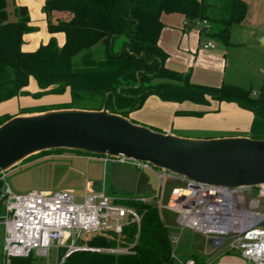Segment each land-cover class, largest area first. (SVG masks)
Returning a JSON list of instances; mask_svg holds the SVG:
<instances>
[{"label": "trees", "instance_id": "trees-1", "mask_svg": "<svg viewBox=\"0 0 264 264\" xmlns=\"http://www.w3.org/2000/svg\"><path fill=\"white\" fill-rule=\"evenodd\" d=\"M246 8L242 0H44L43 11L47 16L54 11L70 15L57 22L48 20V31L63 32L64 43L58 47L51 38L35 51L25 52L21 49L22 37L32 30L27 25L28 18L22 15L16 21H9L6 2L0 0V102L22 94L30 79L38 87L30 94L34 98L69 89L70 102L50 109L99 110L108 95L107 109L127 117L151 96L162 101L200 105L213 100L233 103L250 112L249 137L264 140V70L256 95H252L250 88L224 83L194 84L188 73L164 66L167 56L158 46L162 13H180L190 24L205 21L206 26L199 32L228 46L230 29L244 19ZM118 39L120 48L115 50ZM156 79L166 81L154 82ZM10 117L0 116V124ZM65 151L69 150L43 151L24 161ZM69 152L92 156L81 151ZM133 206L142 213L138 234L130 224L118 237L101 233L84 241L90 247H128L129 253L75 251L61 262L65 255L62 249L59 264H170L169 231L159 210L142 203ZM1 214L2 209L0 217ZM32 259V256L13 257L8 264H32Z\"/></svg>", "mask_w": 264, "mask_h": 264}, {"label": "built area", "instance_id": "built-area-1", "mask_svg": "<svg viewBox=\"0 0 264 264\" xmlns=\"http://www.w3.org/2000/svg\"><path fill=\"white\" fill-rule=\"evenodd\" d=\"M200 28L205 21L198 22ZM204 48H213L211 42ZM256 95V92H252ZM105 165H126L146 174L153 170L148 163L124 158L100 157ZM154 195L119 197L99 191L85 192L79 201L71 192L30 190L14 194L6 187L0 195L3 225V255L5 264L10 258L47 256L51 247L65 250L61 262L75 251L125 254L128 247H90L84 243L95 234L112 233L117 237L128 225L140 231L142 213L133 203L147 204L158 210L175 214L176 232L190 230L207 240L215 241L227 253H237L250 264H264V185L257 188H228L188 181L160 170ZM166 178H179L183 186L170 189L169 200L162 204L159 192ZM170 257H175L173 246L178 237L169 233ZM185 264H195L192 259Z\"/></svg>", "mask_w": 264, "mask_h": 264}, {"label": "crops", "instance_id": "crops-1", "mask_svg": "<svg viewBox=\"0 0 264 264\" xmlns=\"http://www.w3.org/2000/svg\"><path fill=\"white\" fill-rule=\"evenodd\" d=\"M242 1L247 6L245 17L239 24L231 27L229 45H222V48H218L213 38L199 32L200 26L198 23L190 24L180 13H162L160 20L163 23V28L158 38V46L167 56L164 66L170 70L184 74L188 73L192 83L207 86H219L223 83L240 86L235 77L238 67L244 70L243 76L245 78L243 80L246 83H250L253 79L252 68H256L263 74L264 0ZM5 2L8 20L16 21L19 16L26 15L28 18L27 25L32 29L22 37V51H35L51 38L55 39L58 47L63 45L64 33H50L48 31V20L52 22L65 20L70 17L69 13L54 11L47 16L43 11L44 0H9V2L5 0ZM233 27L238 28L236 36H233ZM207 42H211L214 47L204 48L202 45ZM246 44L255 51L254 55H256V51H259L261 56L259 54L258 57L253 56L247 59L246 65L244 63L242 65L236 64L234 60L230 63L228 56L233 57L237 51L245 49ZM251 49L248 50L252 51ZM260 85L255 88L250 87V89L252 92H257ZM37 90L36 82L30 79L28 85L23 88L24 92L22 94L0 102V116L8 115L12 117L19 114L42 112L53 107L64 106L70 102L68 88L56 93L42 95L39 98L32 97L30 94ZM42 106L48 107L41 108ZM184 112L201 113V115H186ZM127 118L134 123L165 133L184 137L209 138L249 136L252 114L240 109L233 103L211 100L209 105H200L189 101H162L155 96H151L144 101L139 109L130 112ZM85 157L101 162L106 172L107 165L103 163L100 157L75 152L51 153L33 157L32 160L30 159L31 162H26L25 165L48 163L60 159L77 161ZM104 184L105 181H102V188H104ZM90 188L91 191H97L98 185L92 183ZM195 235L199 241H202V247L199 248L196 255H192L187 260L192 259L195 264H250L237 253L225 252L224 248L215 241Z\"/></svg>", "mask_w": 264, "mask_h": 264}, {"label": "water", "instance_id": "water-1", "mask_svg": "<svg viewBox=\"0 0 264 264\" xmlns=\"http://www.w3.org/2000/svg\"><path fill=\"white\" fill-rule=\"evenodd\" d=\"M60 108L19 114L0 124V176L32 155L64 149L124 158L182 179L228 188L264 185V140L249 136L184 137L132 122L107 109ZM110 185L126 193L154 195L148 176L113 166Z\"/></svg>", "mask_w": 264, "mask_h": 264}, {"label": "rangeland", "instance_id": "rangeland-1", "mask_svg": "<svg viewBox=\"0 0 264 264\" xmlns=\"http://www.w3.org/2000/svg\"><path fill=\"white\" fill-rule=\"evenodd\" d=\"M9 2V0H8ZM233 36L238 34V28L233 27ZM218 48H222V43L213 38ZM120 39H118L114 45V49L118 50L120 48ZM245 49H240L237 53L231 57L228 56V61L246 65V60L253 57L259 56L260 52L251 49V47L246 44ZM252 50L249 51L248 49ZM246 52V53H244ZM261 56V54H260ZM230 62V63H231ZM239 68V69H238ZM236 71V80L237 83H240L239 87L242 88H255L261 84L263 74H261L256 68H252L251 73L253 74V79L250 83L244 82L243 76L244 70L238 67ZM166 79H156L154 82H162ZM242 81V82H241ZM218 102V101H217ZM66 105V104H65ZM209 105V104H208ZM89 107V105H84ZM48 107L42 106L41 108ZM202 134V133H201ZM200 134V135H201ZM196 135V134H195ZM199 135V134H197ZM203 135V134H202ZM206 135V134H205ZM212 135V134H207ZM216 135V134H214ZM69 152V151H65ZM63 153V152H60ZM79 154V153H78ZM97 157V156H92ZM32 160V159H31ZM26 162H31L30 160L23 161L22 165L18 164L4 174L0 176V195L4 192V189L8 187L11 192L14 194L26 193L30 190H40V191H59L64 190L71 192L76 196V200L79 201V196L83 195L86 192H92L90 186L93 184L98 185V190H101L102 181H105L104 190L106 193L125 197L130 196L132 193H126L119 189L113 188L110 185V172L113 168L111 165H107L106 172L103 169V165L96 159L81 158L77 161L72 160H62L51 161L48 163H32L26 164ZM153 170H146V175L149 178L152 186L159 190L158 185L159 181L157 179L156 173L160 171L157 168L152 167ZM106 173V174H105ZM104 179V180H103ZM185 182L179 178H166L164 180L163 187L159 192V200L162 204H166L169 200L170 189L173 186H183ZM2 201L0 200V210L2 209ZM261 208L264 209V200L261 201ZM159 215L167 227L170 234L176 235L178 237L177 243L173 246L175 250V257L172 259L170 264H185L186 260L192 255H196L200 247H202V241H199L195 233L190 230H184L183 232H176L173 228L175 226V214L166 209H160ZM3 236L4 230L3 225L0 224V264H3L4 259L1 255L3 247ZM62 250V249H60ZM60 250L56 247H51L47 256H37L35 253L32 254V264H59V253ZM9 260L5 263L8 264Z\"/></svg>", "mask_w": 264, "mask_h": 264}]
</instances>
